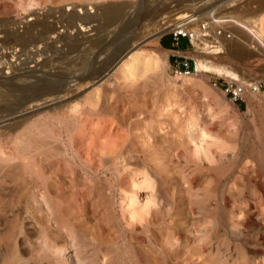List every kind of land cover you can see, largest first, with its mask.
<instances>
[{
  "label": "rangeland",
  "instance_id": "rangeland-1",
  "mask_svg": "<svg viewBox=\"0 0 264 264\" xmlns=\"http://www.w3.org/2000/svg\"><path fill=\"white\" fill-rule=\"evenodd\" d=\"M28 1L0 0V24L19 22L29 11ZM225 1L38 0L33 11L41 16L46 10L54 13L50 20L56 24V37L49 34L52 38L41 59L53 60L49 71L54 74L70 68L83 71L85 63L94 61L106 46L99 65L90 64V70L99 66L105 72L106 55L116 35L136 33L145 21L143 37L162 30L180 7L183 13L197 10L202 17L216 10L214 26L229 18L233 21L227 28L232 32L230 40L240 22L256 27L259 17L253 11L264 10L261 2L248 10L244 5L250 0ZM75 5L99 16L90 23L97 25L95 30L78 33L79 22L77 28L74 24L65 29L67 21L61 13H71L68 8ZM114 7L122 8L116 19L106 14ZM158 7L166 9L147 21L146 16ZM22 26L18 32L23 34ZM86 35L100 42L91 47L89 59L84 46H70L85 41ZM161 39L162 35L144 46L160 59L159 67H149L128 81L115 74L100 94L92 82L71 87L70 98L88 94L97 100L100 95L98 108L103 110L93 112L87 122L93 134L85 140L89 159L75 162L72 153L64 155L68 133L56 123L53 128L59 139L52 143L51 162H37L45 172L43 181L23 192V176L38 179V175L19 167L14 176H6L0 188V264H264V89L240 109L214 85L227 77L207 69L187 80L173 73L170 51ZM164 43H171V36L166 35ZM181 46L186 47L185 39ZM245 47V54H260V59L245 63L264 83V46ZM8 50L0 48V73L13 72L11 63L16 58L27 61L30 54L19 50L21 57ZM197 53L191 52L195 59ZM219 62L233 65L240 73L244 70L239 62ZM36 118L10 134L26 133ZM192 125L195 130L189 132ZM4 145L11 147V140L5 138ZM149 185L154 188L152 195L143 200ZM66 237L71 243L62 252L59 245ZM64 254L72 255V261L64 260Z\"/></svg>",
  "mask_w": 264,
  "mask_h": 264
},
{
  "label": "bare ground",
  "instance_id": "bare-ground-1",
  "mask_svg": "<svg viewBox=\"0 0 264 264\" xmlns=\"http://www.w3.org/2000/svg\"><path fill=\"white\" fill-rule=\"evenodd\" d=\"M231 1L238 0H226L225 2L228 4ZM258 2H261L262 6L264 5V0H250L244 5V9L249 10L252 7H258L255 6V3ZM27 3V9L29 11L26 12L27 15H25L19 22L16 21L14 23H9L8 21H2V24H0V28L2 26V29H0V48H6L9 50L12 49L14 54L16 52L17 55L21 54H18L19 50L23 52L30 51L27 61L25 60L26 58H24V62H22L21 59L23 58L19 59L16 58L17 56L15 57L16 60L18 59L20 61L18 62V60L16 61L14 59L15 62L13 61L14 63H11L14 64L13 67L15 68L13 72L6 74L5 72L0 73V188L6 176L9 177L13 173H15V170L17 171V169L20 167L22 168L24 173L28 172L32 175H38V179H35L32 176V178L27 179L25 176H23L24 178L22 179V191L24 189V191H28V189L33 188L34 186H36L35 184L36 182H39V180L43 181L45 172L43 170V167L37 162L41 161L47 164L51 162L49 158L52 157L51 154L54 151V142L59 139V135L53 128L56 123L60 128L65 127L68 133V143L63 149L64 155H69L72 153L75 162H77L78 159L82 160L84 158L87 160L90 158V149L86 145L85 140L90 139L93 134L90 129H88L89 125L87 124V122L89 121L93 112L99 113L101 112V110H103V107L98 108L100 95H98V97L96 98L97 100H91V96L88 94L82 96H72L70 98V91H72L71 87L74 85L76 86L81 82H92L93 85H97V93L100 94L101 91L108 89V85H110V81L115 74H117L122 80L128 81L131 78H137L138 75L141 76V74L149 67H159L161 64L160 59L151 51L145 50L144 46L146 45L147 41L159 40L163 32L166 31L169 26L163 25L162 30L154 31L150 35L143 37L146 31L141 29L146 26L145 21L143 25L141 24L142 26L139 27L140 31H135L136 33H128V36L123 34V36L121 37L116 35L117 37L115 39L113 38L114 41L111 43L113 45L112 50L110 51L108 49L110 51L108 52V54L105 52L107 54L106 59H108L107 61L109 62V65L107 67L105 66V72L104 70H98L99 66L97 67L95 65H99L98 58L100 57L101 52L103 50H106V46L100 50L96 59H93L94 61L91 62L93 64L96 63L94 66L97 68H93L92 70H90L91 63L87 61L83 66V71L67 68L68 70L66 71L54 74L49 71L52 68L51 62L53 60L48 59V57L41 59L43 49H48V38H52V34H55L54 37H56V24L54 23V21L50 20L54 13L51 12V14L48 12V10H46L47 13L41 16L42 14L40 15L36 13V11H33L34 6L38 4V0H29ZM78 6L75 5L71 8H68L73 9L71 13H67L66 11H63L61 13V19L67 21L65 29H68L74 24V26L77 28L76 23L79 22L81 27L79 30H77L78 33H85L95 30L97 28V25H92L90 23L98 20L97 17L99 16L93 15L92 10L88 11L86 7L81 6L80 8H78ZM121 9V7H114L112 9H108L106 14L107 16L110 15V17L112 16L113 19H116L120 17V14H122ZM165 9V7L152 9V11H150L151 14L149 13V15L146 16V20L148 21V19H155L156 16ZM183 11V7H180L175 12H173V15L177 14L182 16L185 14L183 13ZM258 11H253L259 17L257 18L259 22L256 27H250L249 25L240 22L237 28H235V31L233 30L235 34L234 37H232V40H230L227 36H223L221 39L215 40L216 37L212 35V41L209 40L208 42L207 38L204 41H202L203 39L201 41H194L196 44L195 50L196 52H198V56L196 58L198 72L195 73V75H200V73H202L204 70L206 71L207 69V71L215 72V74H217L218 76H224L232 80L256 82H259L261 80L257 79L256 74L258 73L254 71L249 66V64L245 63V61L248 59H260V54L258 55L253 51L245 54L246 51H243V49L246 48L245 46H252L256 49L258 46H264V10H261L260 12ZM143 19L144 18H140V23H142ZM85 21L90 25H86V27L84 24ZM137 21H139V19ZM60 22L62 23V21ZM82 25H84L83 28ZM20 26L24 27L23 34L18 32V27ZM132 28L134 27L132 26ZM35 31H37L36 33L40 34L36 36V33L34 34ZM89 36H83V38L86 39L85 41L72 43L70 45L71 49L84 46L85 50L83 51L87 54L88 57V55H90V52L92 51L90 50L91 47H94V45L96 46L98 43H100L98 37L89 38ZM52 42L51 44H54ZM200 43H202L203 46H201ZM221 45H223L222 48ZM18 47L20 49H18ZM209 48L214 49L209 50ZM260 49H262V47ZM260 49L256 51H260ZM261 52L264 53V50ZM210 53L212 54L210 55ZM73 55V59L75 60V54ZM22 56L23 55L21 54V57ZM76 57L78 59L77 54ZM110 57L112 58L110 59ZM68 61L69 60H67V62ZM219 61H226L230 64L239 62L240 66L244 70L240 73L235 68H233V65L227 66L226 63L222 64ZM48 71L50 73H48ZM183 78L187 80L191 77L183 76ZM105 106L108 107L110 105ZM35 116H37V118L33 120L32 124L27 128L26 133H20V135L16 137H13V134H10L13 129H16L22 123L29 121L32 117ZM187 129L189 130V132H193L195 130V125L189 126V128ZM186 132L188 131H185V133ZM5 138L11 140V147L6 148V146L4 145ZM52 143L54 144L52 145ZM235 156L236 153L233 154V156L229 157L231 159ZM17 160L20 161V163H16ZM228 166L231 165L229 164ZM7 167L8 169H6ZM231 167L233 168V165ZM17 181L19 182L20 180ZM148 187H150L149 192L142 193L143 200H148L149 196L152 195L154 188L151 185H149ZM130 189L128 193H133V190L131 191ZM140 198L137 199L138 202ZM50 200H52V198ZM147 208L148 203L144 204L143 206V209H145L146 211L148 210ZM63 240L64 241L61 242L62 246L61 243L59 245V250L65 252V250L69 248V244L71 242L70 240H68V237L64 238ZM65 255L66 254H64V256ZM65 257L64 260L72 261V255L68 256L67 254V256Z\"/></svg>",
  "mask_w": 264,
  "mask_h": 264
},
{
  "label": "built area",
  "instance_id": "built-area-1",
  "mask_svg": "<svg viewBox=\"0 0 264 264\" xmlns=\"http://www.w3.org/2000/svg\"><path fill=\"white\" fill-rule=\"evenodd\" d=\"M217 14L218 12L214 10L209 15L202 17L197 10H192L182 16L176 15L170 22L164 23V26H169L162 36H171L169 63L173 73L180 76H190L198 72L196 59L191 54L192 50L194 51L196 48L194 41L211 38L212 34L216 37L215 40H219L223 36L231 37L232 32L227 28L228 25L233 24V21L224 18L217 26H214L217 23L214 16ZM183 39L186 40V47L181 46ZM214 85L221 87L233 104L240 109L248 107L249 101L260 95L264 89L262 81L232 80L229 78H225L223 83L216 80Z\"/></svg>",
  "mask_w": 264,
  "mask_h": 264
},
{
  "label": "crops",
  "instance_id": "crops-1",
  "mask_svg": "<svg viewBox=\"0 0 264 264\" xmlns=\"http://www.w3.org/2000/svg\"><path fill=\"white\" fill-rule=\"evenodd\" d=\"M165 36H166V35L162 36V39H161V41H162V45L164 46L165 49H167V50L170 51V50H171V49H170V47H171V43H169V44H165V43H164V37H165ZM236 106H237V105H236Z\"/></svg>",
  "mask_w": 264,
  "mask_h": 264
}]
</instances>
